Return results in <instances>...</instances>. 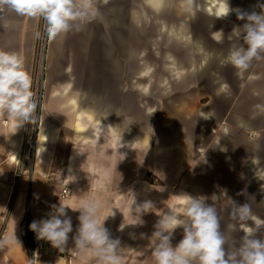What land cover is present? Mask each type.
I'll list each match as a JSON object with an SVG mask.
<instances>
[{
  "label": "crops",
  "instance_id": "1",
  "mask_svg": "<svg viewBox=\"0 0 264 264\" xmlns=\"http://www.w3.org/2000/svg\"><path fill=\"white\" fill-rule=\"evenodd\" d=\"M228 3L232 11L217 18L216 0H194V12L184 0H96L94 20L49 41L30 166L20 147L31 122L18 129L0 112V264H31L20 234L29 205L39 221L54 204L98 203L96 218L120 240L121 264H156L154 225L166 211L182 213L188 195L216 207L228 251L244 234L239 224L228 229L237 223L230 199L264 219V59L242 72L227 61L244 45L238 12L260 14L264 0ZM0 20V50L22 53L28 72L38 18L3 7ZM135 199L155 205L142 225ZM68 215L66 248L44 240L36 264H102L94 251L74 249L79 212ZM182 238L176 229L172 245Z\"/></svg>",
  "mask_w": 264,
  "mask_h": 264
},
{
  "label": "clouds",
  "instance_id": "2",
  "mask_svg": "<svg viewBox=\"0 0 264 264\" xmlns=\"http://www.w3.org/2000/svg\"><path fill=\"white\" fill-rule=\"evenodd\" d=\"M217 18L225 17L232 9L228 0H216ZM185 10L194 12V0H184ZM7 7L17 16L41 18L46 23L45 33L49 41L69 32L81 31L83 27L98 15L96 0H0V8ZM264 9V5H260ZM237 19L245 20L238 35L244 45L234 46L227 61L237 70L244 71L256 59H264V11L238 12ZM3 21L0 20V24ZM40 33H36L39 38ZM222 30L213 34L220 42ZM37 104L33 100L32 77L25 68L22 53L0 50V112H6L16 121L19 129L32 121ZM211 118V117H207ZM103 128V127H102ZM226 196V192L221 196ZM215 194L213 198L219 200ZM230 199V198H229ZM203 196L188 199L183 211H166L154 225L151 235L156 241L152 255L156 264H264V239L257 233L264 228V219L256 217L248 203L238 204L231 200V219L237 223L228 225L230 232L237 230V224L243 230L238 247L231 251L225 248L228 237L221 231L220 217L213 204L206 202ZM154 202L145 200L132 205L133 213L139 218L136 225H142V216L149 213ZM98 203L84 200L78 207L69 208L62 203L52 205L47 219L33 221L30 229L38 240L50 242L59 250L66 248L69 234L73 232L72 219L68 209L79 212V225L72 237L74 249L78 252L94 251L102 264H121L117 255L120 240L111 238L109 230L97 218ZM115 215V213H113ZM252 221L249 225L247 222ZM125 226H120L121 230ZM183 229V238L174 247L172 240L176 229ZM143 235V234H142ZM34 255L31 264H36Z\"/></svg>",
  "mask_w": 264,
  "mask_h": 264
},
{
  "label": "rangeland",
  "instance_id": "3",
  "mask_svg": "<svg viewBox=\"0 0 264 264\" xmlns=\"http://www.w3.org/2000/svg\"><path fill=\"white\" fill-rule=\"evenodd\" d=\"M45 21H43L41 18H38L36 29L34 32V39L32 44V53L30 57V64L28 66V73L32 77V92H33V100L37 104V109L33 113L32 121L31 122V128H30V135L28 139L26 140V143L22 144V147H20V151L27 150L28 157H27V164L30 166L31 159L33 158L34 153V147L35 145L32 144V141L35 140L36 130L38 126V117L40 114V108H41V102H42V96L44 95V83L47 77V70H48V50L49 48V40L47 41V45L45 49L43 48L44 44V25ZM40 31L42 33H40ZM39 32L40 36L39 38H36V33ZM39 42L41 44L39 45ZM44 49V50H43ZM39 52V54H38ZM24 147V148H23ZM23 148V149H22ZM22 154V153H21ZM30 170V167H28V171ZM19 170L15 172L14 176L17 177L19 174Z\"/></svg>",
  "mask_w": 264,
  "mask_h": 264
},
{
  "label": "built area",
  "instance_id": "4",
  "mask_svg": "<svg viewBox=\"0 0 264 264\" xmlns=\"http://www.w3.org/2000/svg\"><path fill=\"white\" fill-rule=\"evenodd\" d=\"M45 27H46V24L44 25V31H45ZM40 33H42V32L40 31ZM44 35H45L44 39H43L44 44H42V45H43V48L45 49L48 39H47L46 33H44ZM40 44H41V42H39V45ZM38 54H39V52H38ZM32 144L35 145V140L32 141ZM21 175H22V173H19L18 177ZM69 194H70V188L63 187L61 190V193H60V198L62 200H64L69 196ZM32 222H33V220L31 218V206L29 205L26 209V215L20 224V234L23 237V239H24V241L28 247L31 259L34 258V255L38 256V251L42 249L43 242H44V240H38L36 238V234L30 229V224Z\"/></svg>",
  "mask_w": 264,
  "mask_h": 264
}]
</instances>
